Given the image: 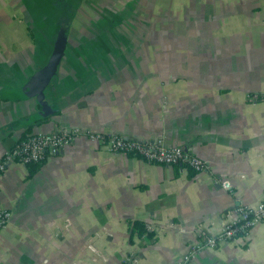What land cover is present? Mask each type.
Returning <instances> with one entry per match:
<instances>
[{
	"label": "crops",
	"instance_id": "1",
	"mask_svg": "<svg viewBox=\"0 0 264 264\" xmlns=\"http://www.w3.org/2000/svg\"><path fill=\"white\" fill-rule=\"evenodd\" d=\"M31 5L0 0V152L33 131L79 126L161 136L208 168L150 162L84 135L34 171L13 161L0 176V207L12 211L0 264H174L220 231L227 210L264 197V0H49L55 27H69L43 88L57 110L41 123L32 77L53 36L39 49L35 29L22 28ZM149 38L158 49H138ZM131 220L149 234H131ZM189 264H264V221Z\"/></svg>",
	"mask_w": 264,
	"mask_h": 264
},
{
	"label": "built area",
	"instance_id": "2",
	"mask_svg": "<svg viewBox=\"0 0 264 264\" xmlns=\"http://www.w3.org/2000/svg\"><path fill=\"white\" fill-rule=\"evenodd\" d=\"M257 100L259 95H250ZM80 135L100 143L101 146L114 152H123L141 157L150 162L165 165H180L193 171L207 170L208 164L203 158L178 144H167L161 136L148 139L123 136L118 133H102L88 127H61L52 131H33L16 141L13 145L0 152V176L13 161L24 164L36 163L45 159L49 154L59 153L66 145ZM226 189H231L227 178H215ZM12 211L0 207V229L11 218ZM224 224L215 234L204 233L203 238L186 246L180 259L174 264H189L196 253L206 247H216L221 242L237 237L249 236L250 229L257 223L264 221V197L255 204L239 202L232 209L225 212ZM119 264H132L131 258L124 257Z\"/></svg>",
	"mask_w": 264,
	"mask_h": 264
},
{
	"label": "water",
	"instance_id": "3",
	"mask_svg": "<svg viewBox=\"0 0 264 264\" xmlns=\"http://www.w3.org/2000/svg\"><path fill=\"white\" fill-rule=\"evenodd\" d=\"M68 27V22L60 21L53 34L52 45L48 55L42 65L36 68V72L32 77L33 82L36 83L35 90L39 94L38 98L40 100V109L37 111L39 114H35L32 117L35 122L41 123L45 121L57 110L46 99H43V88L58 74L59 63L64 55V49L67 43Z\"/></svg>",
	"mask_w": 264,
	"mask_h": 264
},
{
	"label": "rangeland",
	"instance_id": "4",
	"mask_svg": "<svg viewBox=\"0 0 264 264\" xmlns=\"http://www.w3.org/2000/svg\"><path fill=\"white\" fill-rule=\"evenodd\" d=\"M56 0H51V2H55ZM49 0H36V7L34 5H31L32 11H29L27 13V8L21 7V13H20V19L22 28H27L28 31H35L37 32V40H38V48L39 49H46L45 41L48 42L53 34L55 33V30L57 27L56 22L60 20V15L56 13V11L53 9L52 6H48ZM64 18V17H62ZM34 19L36 20V23L34 22ZM1 21V20H0ZM31 24V27H30ZM25 25H27L25 27ZM21 28V29H22ZM33 33V32H32ZM156 40L154 38H149L146 43H143L141 47L138 49H158V47L153 44L152 42ZM165 47L162 49H168L169 48V42L170 39H166ZM188 44V39H181V44ZM39 45H45L44 48L39 47ZM135 47V46H134ZM1 49V47H0ZM126 49H133V48H126ZM172 49V48H169ZM55 78V77H53Z\"/></svg>",
	"mask_w": 264,
	"mask_h": 264
},
{
	"label": "trees",
	"instance_id": "5",
	"mask_svg": "<svg viewBox=\"0 0 264 264\" xmlns=\"http://www.w3.org/2000/svg\"><path fill=\"white\" fill-rule=\"evenodd\" d=\"M38 164L37 163L30 164L29 163L28 166L30 168V171L36 170V168L38 167ZM129 224H130L129 227H130V230H131V234H133L134 232H137L140 235L144 234V233L149 234V231L146 229L145 224L142 221H140V220H131L129 222Z\"/></svg>",
	"mask_w": 264,
	"mask_h": 264
}]
</instances>
